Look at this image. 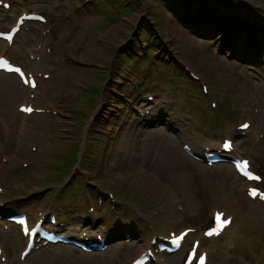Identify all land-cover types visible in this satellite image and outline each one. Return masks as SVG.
I'll return each instance as SVG.
<instances>
[{
	"label": "rangeland",
	"instance_id": "374dc122",
	"mask_svg": "<svg viewBox=\"0 0 264 264\" xmlns=\"http://www.w3.org/2000/svg\"><path fill=\"white\" fill-rule=\"evenodd\" d=\"M8 1L9 12L0 6V30H7L24 12L42 14L46 20L29 22L13 45L0 41V53L35 74L41 95L35 117L22 119L21 134L16 135L14 150L21 152L22 160L15 153L0 156V207L5 210H0V246L6 250L0 264H21L25 246L13 244L21 232L4 215L27 211L33 223L55 208L63 230L79 228L77 234L84 231L85 237L106 240L108 247L93 253L130 264L151 240L152 226L163 237L184 227L202 234L212 222L214 200L219 202L216 208L239 219L236 204L245 203L243 212L252 207L246 193L249 183L232 164L203 163L184 145L202 156L201 148L218 151L230 136L243 156L253 155V169L260 167L264 173V44L259 46L264 41V0ZM162 18L166 21L159 22ZM41 42L47 45L44 58L42 52L37 54ZM189 69L211 86V94H203L200 83L190 81ZM11 77L0 73V80ZM25 92L27 98L12 101L15 111L21 103L34 105L37 90ZM210 99L219 107L211 109ZM244 120L254 122L256 129L248 139L235 128ZM259 131L262 149L250 137ZM128 138L130 150L125 148ZM162 147L163 156L175 163L199 166L212 188L203 191L196 180L190 197L197 207L184 223L170 220L173 209L189 208L180 190L167 181L171 170L158 181L148 177L159 173L162 161L155 164L149 158L156 159ZM101 187L134 200L144 213L126 202H112ZM229 194L233 209L222 203ZM146 227L150 233L144 235ZM228 236L215 243L206 238L212 258L248 264L233 244L226 252ZM191 241L181 252L168 254L171 264H181ZM42 249L49 253L47 264L57 251L71 264H85L80 258L88 255L71 246L39 242L31 256Z\"/></svg>",
	"mask_w": 264,
	"mask_h": 264
},
{
	"label": "bare ground",
	"instance_id": "6f19581e",
	"mask_svg": "<svg viewBox=\"0 0 264 264\" xmlns=\"http://www.w3.org/2000/svg\"><path fill=\"white\" fill-rule=\"evenodd\" d=\"M13 16L14 15L10 16L11 19H13ZM17 20H18V17H15L14 24L16 23ZM25 26H26V22H23V25L21 26L20 30L16 33V35L13 39V42L20 35V33L22 32V29ZM209 26L212 28L215 27L213 24H210ZM7 42H8V44L10 43L9 41H7ZM41 44H42V45H40L41 47L38 46V48H37V50H38L37 54L42 52L43 53L42 57L44 58L45 48L47 45L44 42H41ZM41 48H43V50H41ZM11 49H13V48H11ZM30 51H31V49H30ZM1 55L2 54H0V56ZM37 59H40V57H37ZM191 70H193V69H191ZM29 72H31V71H29ZM4 75L5 76L12 75V77L11 78H3L2 80H0V113H1L0 115H2V118L0 120V156L4 155L6 153H15L14 157L18 158L20 160L21 159V152L19 150H14L16 145L18 144V143H16V135L18 132L21 134V128L23 126V124L21 123V120L22 119L23 120H26V119L31 120L32 118L35 117L36 111L32 112L30 115L27 113L21 112L20 106L25 104V103H21L17 107V111H18L17 112V111H15V105L12 101L18 97L21 98V96L25 97V95H26L25 91L26 90H28V92H30V93H33V92L35 93L37 90V92L35 93L36 98L33 99L34 100L33 102H34V105H35V103L39 104L40 99H41V95L39 94V83H38V81L35 80L36 81V87H35L36 89L31 88L28 85L26 87V90H25L24 88L21 89V86H19L16 83L15 78H14L16 76V74L4 73ZM45 82L46 81H42L41 84H44ZM40 88H41V86H40ZM42 91H43V88H42ZM26 98H27V95H26ZM36 107H39V106H35V108ZM4 118H5V120H4ZM251 130H253V131L256 130L253 126V123H251L250 126L248 127V129H246L243 132L246 134L247 133L249 134L251 132ZM131 145H133L132 139L128 138L126 141L125 148L127 150H130ZM232 145H233V151H237L238 157H239L241 155L240 148L237 147V145L234 142ZM259 146L262 149V144H260ZM164 150H165V148L163 149V147H162V149H160L159 153H161V154H159L156 159L151 160V158H149L151 163H155V164L157 163L158 164L160 161H162V164L158 166V171L160 174L159 173H151L148 175V177L158 181L159 176L161 174L164 175L165 172H167V171L170 172V170H171L172 173L169 177H167V179H169L167 181L170 184H172L173 186L177 187L178 190H180L179 193L181 195V198H183L184 202L187 204L186 206L189 208H188V210H183L182 212H179L177 210V208L173 209L172 212L170 213V220L172 217H175L179 220L183 219V222H187L189 216H191V211H194L195 208L197 207V206H195L194 202L192 203V198L190 197V193H192V191H194L195 184L197 183L196 180L200 181L203 184V187H201V189L203 191H208L210 193V192H212V188L206 183V181H207L206 176L204 175V172L202 170H199V166H197V165L187 166V165L183 164V160H181V162L175 163L171 158H169L167 156V154H165L163 156ZM233 151H232V153H233ZM175 152L178 155H180L178 153V151H175ZM135 154L139 155V153L136 151H135ZM217 175H221L219 173V171H217ZM194 176H196V179L194 178ZM163 181H162V185L164 184ZM168 192L171 193V191H168ZM220 192H224V190L221 189ZM248 192H249V189H248ZM249 194H250V192H249ZM261 197L262 196L260 195V193H258L254 198L255 201L251 200L254 203L252 205V207L250 209L246 210L245 212H243V208H244L245 203L243 205L236 204V206L239 208V212L242 213V216L240 217V219L238 218V216H235L233 219V216L229 215L228 210L223 211L225 214H227L231 217V224L228 227H226L224 229L223 233H221L220 235H223L225 233L227 235H229V240L227 242L228 246L230 244H234L235 245L234 251H237L241 257L246 259L248 261V264H264V198H261ZM174 201H175V199H174ZM217 203H219V202L214 201V204H217ZM222 203L226 204L230 209H233L231 207V205L233 204V201H232V198L230 197V194L228 195L226 200L223 201ZM0 210H2L1 207H0ZM212 211H213V214H215V212H217V210H215V209H213ZM4 212H5V210H2L1 213H4ZM39 219H40V217L37 219V221ZM175 225H177L176 221H175ZM142 230L144 231V235H147L150 233L148 227L142 228ZM75 231H76V228H75V230H72V234L78 235ZM81 234H80V236H81ZM154 236H155V233L153 232V237ZM194 237H195V233L193 231L189 232L186 235V237L184 238V241H183V243L179 249L181 250L182 247L184 246L185 242H187L189 239H192ZM204 237L205 236L203 233V238H200V237H196V238L203 240ZM211 239H212V241H215V240L219 239V236H212ZM28 240H29V236H25L24 234H22V238H19V241L13 242V244L16 247L21 246V244L23 245V243L25 245H27ZM49 244L52 245L51 247H58L59 248L60 246H62L61 244H58V243H51L50 242ZM35 247H36V243L34 244V247L31 249L29 254L24 258V260L20 261L21 264H47L48 263L46 260V256L49 253L44 251L45 249H42L41 251L37 252L38 255L35 258H31L29 256ZM141 247L143 249L150 248L151 250H153L155 245H153V243L151 241H149V242L146 241L145 243L142 244ZM199 247L200 248L202 247L201 242L199 244ZM143 249L141 252H143ZM156 250H157V247H156ZM203 250L207 253V255L210 254V258H208L206 264H242L240 262L233 261V260H225L222 256H214L212 258L211 252L209 251L208 248H203ZM2 252H3V254H6V252H4V249ZM159 252L160 251L158 250V253ZM226 252H229V251H226ZM21 253H22V249H21ZM51 254H52V256L50 257V259H51L52 263H49V264H71V262L67 259V257L65 256V254L63 252L57 251V252H54ZM102 254L103 253H101V254L100 253H98V254L89 253L88 255H81L80 260L82 258H84V260H82L80 262L85 263V264H117V263L123 264V262L121 260H116L114 258H112L111 260L108 261L106 258H104L102 256ZM158 256H159V260H158L159 264H171V262L168 261L169 260L168 254H160ZM216 259H218L217 261H215L216 263L213 262V260H216ZM151 261H153V258H150V260L148 262H151ZM145 264H147V263H145Z\"/></svg>",
	"mask_w": 264,
	"mask_h": 264
},
{
	"label": "snow or ice",
	"instance_id": "6c2138e0",
	"mask_svg": "<svg viewBox=\"0 0 264 264\" xmlns=\"http://www.w3.org/2000/svg\"><path fill=\"white\" fill-rule=\"evenodd\" d=\"M8 39L11 40L12 37H8ZM5 64H6V61H4V62H0V67L4 66ZM15 71L19 72L20 69L17 68V69H15ZM25 82H27V81H25ZM32 86L35 87V84L33 83ZM22 110H23V111H26V112H31V111H32V108L29 107V108H24V109H22ZM243 127H247V125H244ZM225 147L228 148V147H230V145H229V144H225ZM244 167H245V168L248 167L247 162H245ZM256 179H259V177H256ZM250 194H251V195H256V191L253 190ZM261 198H264V196H262ZM216 219H217L218 222H220V227H221V228L227 226V224H229V223L231 222L230 220H223V221H221V214H217ZM21 223L23 224V221H21ZM24 230H25V233H26V234H27L28 231H29L28 228H25ZM211 234H213V233H209V235H211ZM215 234L218 235L219 232L217 231ZM181 239H182V237H181ZM176 243L178 244V243H179V240H177ZM200 262H201V264H204V258H203V257L200 258Z\"/></svg>",
	"mask_w": 264,
	"mask_h": 264
},
{
	"label": "trees",
	"instance_id": "16d2710c",
	"mask_svg": "<svg viewBox=\"0 0 264 264\" xmlns=\"http://www.w3.org/2000/svg\"><path fill=\"white\" fill-rule=\"evenodd\" d=\"M165 4H166V2H165ZM165 22L166 21V19L165 18H162V19H160V21L159 22ZM158 25H159V23H158Z\"/></svg>",
	"mask_w": 264,
	"mask_h": 264
}]
</instances>
